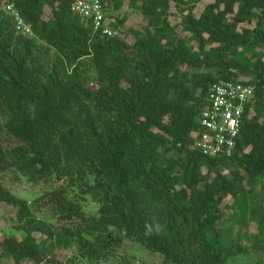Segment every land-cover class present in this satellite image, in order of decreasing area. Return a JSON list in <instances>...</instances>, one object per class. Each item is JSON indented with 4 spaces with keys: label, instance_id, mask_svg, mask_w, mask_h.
Segmentation results:
<instances>
[{
    "label": "trees",
    "instance_id": "obj_1",
    "mask_svg": "<svg viewBox=\"0 0 264 264\" xmlns=\"http://www.w3.org/2000/svg\"><path fill=\"white\" fill-rule=\"evenodd\" d=\"M74 1L0 0V208L14 209L20 233L0 241V264L51 263L56 250H74L63 264H100L115 233L163 264H225L261 250L264 0H135L145 24L130 32L131 44L94 33L71 13ZM101 2L115 11L123 0ZM171 3L179 24L169 21ZM7 5L31 35L15 31ZM124 19L109 26L119 31ZM236 80L254 87V99L233 157L203 156L194 134L208 90ZM9 169L33 183L64 184L33 203L49 207L55 224L4 186ZM72 188L92 198L96 216L69 198ZM227 199L236 228L257 224L249 248L221 245Z\"/></svg>",
    "mask_w": 264,
    "mask_h": 264
},
{
    "label": "rangeland",
    "instance_id": "obj_2",
    "mask_svg": "<svg viewBox=\"0 0 264 264\" xmlns=\"http://www.w3.org/2000/svg\"><path fill=\"white\" fill-rule=\"evenodd\" d=\"M6 1V0H3ZM209 4V2H203L197 4L194 8V15L198 17L203 11L204 7ZM114 3H111L110 7L104 4V13L108 25L115 22L116 19L122 20L123 24L119 31L117 30L118 36L124 37L128 44L133 42V37L130 35L131 31H139L141 27L145 24L141 10L139 9L140 3L135 2V0H123L121 7L113 11L111 7ZM109 6V5H108ZM132 6V7H131ZM134 6V7H133ZM169 21L171 24H179V17H174L176 13L175 4L170 5ZM49 10L44 11V20L48 19ZM110 27V26H109ZM111 28V27H110ZM2 183L9 191L16 197L21 198L26 201L27 207L30 210L36 208L33 212L35 218L42 219L46 222L55 224V217L53 212L50 211L49 207H37L33 206L35 201L41 199V196L46 191H51L59 185H64L61 182H54L49 180L47 182H30L27 178L15 172L12 169L7 170L2 174ZM68 195L70 199L77 200L81 205L82 210L88 215H97V205L93 202L92 198L88 195H81L76 188L69 189ZM232 200L227 199L221 205V211L224 214L222 222L220 224V241L223 248L226 250L233 249L237 242L241 246L249 248L253 244V240L249 239L250 235L258 233L257 224L254 222L245 221L240 225L239 228L235 227L236 215L233 211ZM259 200H253L254 205H257ZM37 203H40L37 202ZM257 210V209H256ZM257 217H259L262 211L258 208ZM250 215H248L249 217ZM14 217V209L1 204L0 208V241L7 236H18L20 233L16 231L11 223V219ZM115 242L112 244L111 254L107 259L102 260L100 264H163L162 257L157 253H152L145 249L138 243L127 239L123 234L115 233ZM37 240H41L38 234H35ZM262 238V235L261 237ZM55 261L48 263L50 258L43 262V264H63L70 258L74 257V250H56ZM76 263H78L76 261ZM2 264H12L11 260L4 261ZM29 264V262H26ZM225 264H264V247L261 250H249L248 253L232 255L226 259Z\"/></svg>",
    "mask_w": 264,
    "mask_h": 264
},
{
    "label": "built area",
    "instance_id": "obj_3",
    "mask_svg": "<svg viewBox=\"0 0 264 264\" xmlns=\"http://www.w3.org/2000/svg\"><path fill=\"white\" fill-rule=\"evenodd\" d=\"M14 20L15 31L29 36L31 31L24 24L12 5L4 7ZM101 0H76L71 13L90 22L94 33L117 37L116 30L109 27ZM254 99V87L243 82L222 81L208 90L206 104L199 114V129L194 134V146L203 156L230 159L236 149L244 115Z\"/></svg>",
    "mask_w": 264,
    "mask_h": 264
}]
</instances>
